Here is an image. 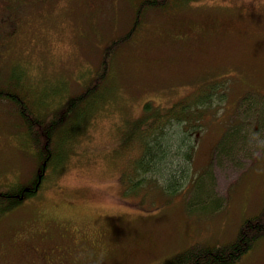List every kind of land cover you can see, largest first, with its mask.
<instances>
[{"label":"rangeland","instance_id":"obj_1","mask_svg":"<svg viewBox=\"0 0 264 264\" xmlns=\"http://www.w3.org/2000/svg\"><path fill=\"white\" fill-rule=\"evenodd\" d=\"M0 1V78L10 75L13 87L29 83L33 104L45 109L63 98L42 99L47 87L57 93L65 80L64 88L78 92L97 67L103 43L133 19L130 0ZM10 5L18 12L7 14ZM142 25L115 52L111 77L99 93L109 99L93 123L63 145L70 149L67 165L0 216V264H27L30 245L54 247L46 264H162L193 243H231L243 221L264 207V131L252 134L250 112L238 116L237 109L244 95L264 92V0H191L169 12L148 11ZM221 82L225 99L210 104L195 133L192 172L208 165L227 126L242 124L247 141L233 149L235 161L212 162L210 169L213 194L225 198L222 209L192 213L185 191L165 206L135 207L121 195L111 160L119 132L147 101L168 106ZM9 111V105L0 107V188L25 183L35 172L22 137L12 131L20 121ZM44 229L46 238L39 240ZM233 264H264V236Z\"/></svg>","mask_w":264,"mask_h":264},{"label":"trees","instance_id":"obj_2","mask_svg":"<svg viewBox=\"0 0 264 264\" xmlns=\"http://www.w3.org/2000/svg\"><path fill=\"white\" fill-rule=\"evenodd\" d=\"M188 2L191 0H130L133 5L131 25L103 43L97 67L88 73L85 84L78 92L69 91L73 89L71 85L64 88L65 80L57 93L47 87L44 93L49 92L48 96L42 99L59 94L63 98L46 109L43 108L44 103L33 104L29 83H19L13 87L10 75L4 81L0 78V107L9 105V112L17 114L20 123L14 120L12 131L23 139L27 149L23 154L35 162L31 180L25 183L18 180L12 186L0 188V216L20 204L23 199L34 196L49 174L58 173L67 165L70 149L64 151L63 145L73 135L78 132L81 134L89 123L91 125L95 119L91 122L90 119L95 111L109 99L108 95V99L106 96L101 100L99 93L106 87V80L111 77L115 52L140 32L146 13L151 10L169 12ZM5 8L8 9L7 14L11 10L18 12L15 5ZM1 13L2 2L0 15ZM218 85L221 86L217 88ZM49 86H56L55 81ZM201 87L168 106L153 105L149 101L143 103L138 117L129 119V126L119 132L117 148L111 160L116 164L114 172L117 173L121 195L128 197L135 207L165 206L184 191L185 207L192 213L209 216L224 206L225 198L217 192L213 194L215 180L210 170L211 165L212 162L224 159L228 162L235 161L232 151L237 143L247 141L244 139L246 132L241 128V123L227 126L213 147L212 159H209L208 165L201 169L202 172L193 173L197 146L195 133L199 131L210 104L220 106L225 99L223 82ZM237 109L238 116H245L250 112L249 118L254 120L252 134L259 135L264 131V92L258 98H253L250 93L244 95ZM214 111L216 112V108ZM87 113H90L86 119L89 122L79 126ZM167 128L173 132L170 133ZM68 130L69 135L66 137ZM262 143L264 145V139ZM263 236L264 207L256 215L243 221L237 237L231 243L223 246L193 243L162 264H233Z\"/></svg>","mask_w":264,"mask_h":264},{"label":"flooded vegetation","instance_id":"obj_3","mask_svg":"<svg viewBox=\"0 0 264 264\" xmlns=\"http://www.w3.org/2000/svg\"><path fill=\"white\" fill-rule=\"evenodd\" d=\"M47 232L46 230H42L39 233L38 239L43 240L46 238ZM54 251V247L49 248H37L35 245H30L27 248L26 252L29 256V260L27 264H46L51 261V257Z\"/></svg>","mask_w":264,"mask_h":264}]
</instances>
